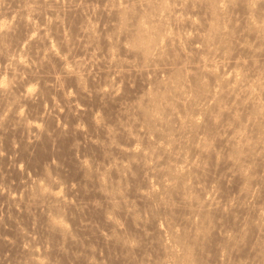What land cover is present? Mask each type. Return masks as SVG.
<instances>
[{
  "label": "bare ground",
  "instance_id": "bare-ground-1",
  "mask_svg": "<svg viewBox=\"0 0 264 264\" xmlns=\"http://www.w3.org/2000/svg\"><path fill=\"white\" fill-rule=\"evenodd\" d=\"M15 1V10L0 7L1 68L9 75L0 80V134L12 127L24 133L26 145L50 141L47 125L39 123L49 107L56 135L83 134L80 118L92 93L96 108H115L114 115L105 110L112 120L92 107L85 119L91 133L101 135L88 132V145L98 149L103 164L78 161L83 181L93 183L104 203L103 241L129 264H264V0H100L91 7L89 0ZM88 8L106 21L103 33L91 23L95 17L91 22L86 17ZM64 14L73 37L60 32ZM17 27L26 35L14 33ZM10 45L19 51L9 55L15 49L9 52ZM92 65L103 81L90 93L86 85L95 73L87 66ZM129 77L141 85L131 89L132 78L121 83ZM27 78L39 81L40 88L25 83ZM66 82L74 90H67ZM42 88L57 98L48 92L43 97ZM36 97L49 111L28 119L21 105ZM54 116L73 119L69 129L67 119L60 123ZM12 168L22 173L17 165ZM41 175L49 188L25 177L17 183L19 195L16 186L12 191L0 185V200L19 215L39 211L49 251L79 247L60 218L78 204L64 195L74 186L57 194L59 182L46 170ZM128 192L144 214L126 198ZM95 202L93 207L101 208ZM117 213L130 220L142 240L123 234ZM14 231L16 242L6 235L1 241L24 254L17 264H52L35 256L40 252L33 244L25 246L29 232ZM85 248L84 264H102Z\"/></svg>",
  "mask_w": 264,
  "mask_h": 264
},
{
  "label": "rangeland",
  "instance_id": "rangeland-1",
  "mask_svg": "<svg viewBox=\"0 0 264 264\" xmlns=\"http://www.w3.org/2000/svg\"><path fill=\"white\" fill-rule=\"evenodd\" d=\"M9 1H10V3H9ZM9 1L7 2V0H2V1L0 0V5H1L0 7L3 9L5 7H8L6 9H9V7H10V9L13 8L12 10H15L18 8V5H17L18 3L16 4L15 0L14 1L9 0ZM83 1L86 2L88 0H86V1L82 0V2ZM78 2L81 3V0H79ZM90 3H93V4H90ZM98 3H100V0H96V1L95 0H92V1L89 0L88 2H86L87 6H90V7H91V5L94 6L95 4H97L96 6H99ZM5 4H8V5L6 6ZM9 4H10V6H9ZM64 7H66L65 4H64V6H62L63 10L65 9ZM63 10L61 12H63ZM88 10H90V8H88L86 11H88ZM89 12L90 11L87 12V14H89V15L85 14L86 17L87 18H89L91 16H92L91 18L95 17V19L93 18L94 21L92 20V22H91L90 18L88 20H90L91 23L94 22L97 25L96 26L93 23L97 28H99L98 32L103 33V30L105 28L104 23L106 21H104L101 18H100L101 20L98 19V17H96L92 12H90L91 14ZM47 13H43V14H45L43 17H45V18L50 17V15H48ZM59 16H62V15H59ZM65 17L67 18L66 14H64V16H62V18H63L62 25L63 26L60 28V32L61 33H63V32L67 33L66 34L67 37H70V36L73 37L75 32L73 29H71V28H69V26H67L68 24H66L67 20ZM5 18L8 19L9 17L6 16ZM35 19H38V18H35ZM64 21H66V22H64ZM102 21L104 22L103 26H102ZM17 29H18V31H16ZM17 29L14 31V33L20 34L22 36L26 35L25 34L26 30H24V28L22 29L20 27H17ZM101 29H103V30H101ZM19 37H21V36H19ZM51 37H53V36H51ZM55 37H56V35H54L53 38H55ZM53 38H51V39H53ZM53 41H54V39H53ZM23 45L25 46V44H23ZM76 46H77L76 44H74V46L72 45V47H75V48H72L74 50V53H77V50H78V47H76ZM100 46H102V45H100ZM14 47L12 45H10L9 52L13 51L12 48H14ZM10 48H11V50H10ZM98 48L99 49L101 48V51H102V47H98ZM17 49L18 48L15 47L14 51L11 52L12 54H10L8 52L9 55H14L15 52L17 53L19 51V49L18 50ZM72 49L70 52L73 53ZM99 49H96V51H99ZM101 51L98 52V54L100 53L99 57L100 56L102 57ZM28 56H30V55H28ZM29 58H31V57H29ZM2 64L3 63L0 59V72H1L0 80H2V79L7 80L9 75H8L7 71L5 72V70L3 68H1L3 66ZM87 67L93 69V70H90V72L92 71L93 73H95V74L91 73L95 77L91 78V80L88 79L87 85H86V88L89 90V92H90V90L92 92L94 84H95L94 86H96V84L102 85V81H103L102 78L103 77L95 72L96 69L94 70V68H96V66L92 65V66H87ZM1 69H3V70H1ZM37 69H38L39 74H44V73H42L43 72L42 69H40V68H37ZM2 71H4V72H2ZM130 78H132V77L124 79L121 83L124 84V83L128 82L127 84H129L131 82V81H129V80H131ZM132 79H133L132 82L134 84H131L132 82L129 84V85H131L130 86L131 89L137 88L138 86L141 85L139 82L141 80H139L138 78H132ZM135 79H138V80H135ZM26 80H28V81L25 83L31 84L35 88H40V83H39V81H36V79L29 80L27 78ZM89 81H92V82H89ZM135 81H137V82H135ZM66 83H68V82H66ZM137 84H140V85L137 86ZM69 85H70V83L65 85L66 89L70 90V91L74 90V88L69 86ZM41 92H42V95H43V93L46 94L48 92V94L53 95L57 98L56 93L54 95V93L51 92V90L47 91L46 88H42ZM14 93L19 94L20 93L19 88H14ZM44 96L45 95H43V97ZM77 98L80 101V103H85V102L88 103L87 101H85V102L82 101L83 99L79 96H77ZM89 99H90V100H88V101H90L89 104H86V103L85 104L87 107L89 105H91V106H89L87 108V113H85L86 115H83L80 118V120H83L82 124L80 126L83 128V130L86 132V134H84L85 132L83 134H79L77 132L75 133L74 131H72V132L69 131V132H64L62 134L59 133V135H56L58 133L55 134V129H53L54 127H51L52 122L50 123V121H49V118H53V116L52 117L50 116L51 115L50 113H53V110H51L50 107H49V109H50L49 114H47L48 112H45L43 114L42 119L37 118V120L38 119L41 120V121L38 120L39 123H41L43 125H45V124L47 125L48 133L51 134V136H50L51 140L50 141H48L47 139H43L37 145H26L23 142L24 133L17 130V129H14V128L12 130H9L12 127H10L9 129L5 128V131H3V134H0V185L2 187L3 186L4 187H6V186L12 187V188H10L12 191L14 190V186H16L15 189H17V190H14L16 193H14V192L13 193L19 195L20 191H19V187L17 186L18 185L17 183L20 180L23 181L24 179H22V178H25V177L26 178L28 177V179L25 178V181L26 180L27 181L35 180L36 178H38L40 180L41 178H43L41 175V172L43 170H46L52 176V178L54 180H57L59 182L56 190L54 191V192H57V194L61 193L63 195L64 191H66V189H68L67 188V187H69L68 185L69 184H71V186L73 185L74 186V187L72 186L74 188L72 190L73 192L70 193V191H67V192H69L68 195L66 194L67 192H65L64 195H66L67 198H69V200H71V202L75 201L76 203H78L75 206L77 208V206L80 205L81 209L79 207L78 208L80 210L78 208L77 209L73 208V210H71L70 212L67 211V213H64V216L60 217V218L63 220V222L65 221V225L67 224L66 226H69L70 231L80 240L81 245L79 247H76L74 245H66L64 247V252L52 251L51 249L49 251L48 248H51V243L45 242L47 240V237H45L43 227L41 225L42 221L40 220L41 216L38 213L39 211H37V210L35 211V210L31 209L30 216L21 215V214L19 215V214H17L18 212L15 211V208H12V207L10 208V206H8L4 201L2 202V200H0V261H1L0 264H17L24 257V254L23 253L21 254V252H19L20 250L17 248L16 244H14L13 246H6L1 241V236L6 235L5 237L9 236L11 239H13L16 242L18 237L15 234L14 229L19 230L20 232L23 231V233L29 232L27 234L30 237L31 236L32 237L28 242H27V240L25 241L26 242L25 246H27V244L28 245L33 244L34 245L33 247L35 249L37 248L36 249L37 252L38 253L40 252L38 255H35V256L41 257V259L45 260V261L49 260V262L52 264L53 263L54 264H84V261L81 259V257H83L84 254H87V252L85 250L86 246L90 247L93 250V259L97 262H100L102 264H129V263H126L127 260L124 257L123 258L121 257L122 253L119 252L120 250H118V248L114 247L113 245H111L108 242L103 241L102 238L100 237L99 232L100 233L104 232V231H106L105 229H107L106 225L102 222L101 216H100L101 215L100 211H101L104 203H103L102 198L96 195V193L94 191L95 188L93 186V183L83 181V179L81 177V173H80L79 168H78V161L81 159H84V160L86 159L87 163L90 162L91 166H93V167H96V166L98 167L99 164L100 165L103 164L102 163L103 161L101 158V153L98 151V149L94 146L88 145V138H89L88 132L90 133L91 137L93 136V138L95 136H96L95 138H101V135L98 131H96L98 133H96L95 136L93 135V133L95 131L94 132L92 130L90 131L89 126L87 124V120H85L86 117L89 116L90 112H92L91 111L92 109L90 107L93 108L94 112L96 110V112L99 113L97 111V110H99L100 113H102L103 115L105 112L108 113V116L111 117L109 120H112V118H113L112 116L115 114V113H113V111H115L114 110L115 108H112L111 105H109L110 109L106 108L107 106L106 107L103 106L104 108L102 106L101 107L99 106V108L109 110V112L113 113L112 116L110 115L112 113H109L105 110H101V109L96 108L98 105L96 104V101H95L94 97L92 96V93H91V96H89ZM48 106H49L48 103H46L44 101V99L40 101L36 97V99L34 98V101L32 103H29L26 105L22 104L21 108H23L22 111H25V115H27L26 117H29L28 119H32V118L36 117V114L37 115L39 114L41 109H43V111L44 110L49 111ZM42 107H44L45 109ZM61 108H63V107H61ZM89 108H90V110H89ZM94 108H96V109H94ZM46 115H48V118L46 117ZM56 116H54V117H56ZM65 118L68 120L65 123V125H67L66 127L69 129L70 126L68 124L71 125V123H72L71 120H73V119H69V117H65ZM55 119L57 121H59L60 123H61V121H63V122L66 121V119H63V117H61V116H58ZM50 120H52V119H50ZM106 121H108V119H106ZM73 123H75V121H73ZM79 123H81V121H79ZM109 124H112V123H109ZM91 132H93V133H91ZM52 133H53V135H52ZM81 135H83L84 137ZM53 138H55V139H53ZM52 141H53V143H52ZM122 141H123V139L120 140L122 145H125L127 143L125 140H124V143H122ZM73 145H76V147ZM15 161H16L15 164L18 166V170L22 173L16 172L14 170V168H12L13 166H16V165L12 166L13 162H15ZM152 179L153 178H151V180ZM44 181L45 180H40L41 183H43ZM153 181H154V179H153ZM138 182L140 183V185L143 184L141 180ZM45 184L48 187L47 182ZM133 184H134L133 180L132 181L130 180L128 182V187L130 188ZM49 186H50V184H49ZM54 189H55V187L52 188V190H54ZM62 191H63V193H62ZM126 198L128 200L134 199V197L132 196V194L130 192H128L126 194ZM93 202H95L96 204L98 203L97 205H99L101 208L96 209L95 207H93V205H92ZM134 202H135V206L137 208L141 209L140 210V212H141L142 211L141 203L138 200H135ZM11 209H14V210H11ZM31 213L33 215H31ZM142 214H144L143 211H142ZM7 215H10V216H7ZM8 217H13L15 219L8 218ZM5 218L6 219L7 218L13 219L15 221H14V223H11L10 220L5 221ZM37 218H38V220H36ZM116 218H118V220L121 223H123L122 225H125V226H123V230H124L123 234L124 235H127L129 237H132L134 235L135 237H138L140 240H142V237H143L142 234L139 231L133 229L130 220L126 216H124L122 214H118L116 216ZM37 221H41V222L38 223ZM15 223H16V225H13ZM84 223L86 226L83 225ZM87 224H90L89 229L85 228V227H88ZM15 226H17L18 229L15 228ZM124 227H125V229H124ZM149 227L150 226H148V228ZM148 230L151 231L150 228ZM42 239H44V241ZM34 243H36V244H34ZM42 243H44V244H42ZM22 244L23 245L25 244L24 241L22 242ZM45 244H48V246ZM43 245L45 247H42ZM40 248H41V250H40ZM43 248H45V250ZM47 249L49 252H46ZM42 250H44L47 254L45 252H44L45 254H41ZM135 254H137V252ZM135 254L133 255V253H132L133 259H139L140 255H135ZM42 255L45 257H43ZM152 255H153V253L151 251L149 253V256H152Z\"/></svg>",
  "mask_w": 264,
  "mask_h": 264
}]
</instances>
